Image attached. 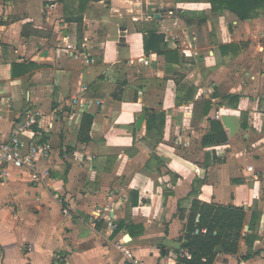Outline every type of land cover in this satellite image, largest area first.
Instances as JSON below:
<instances>
[{
  "label": "crops",
  "instance_id": "1",
  "mask_svg": "<svg viewBox=\"0 0 264 264\" xmlns=\"http://www.w3.org/2000/svg\"><path fill=\"white\" fill-rule=\"evenodd\" d=\"M141 1L0 0V140L35 113L19 136L49 146L41 182L0 175V264H126L120 238L140 264H186L195 201L245 212L238 253L213 264H264V9L144 0L167 10L154 20Z\"/></svg>",
  "mask_w": 264,
  "mask_h": 264
},
{
  "label": "trees",
  "instance_id": "2",
  "mask_svg": "<svg viewBox=\"0 0 264 264\" xmlns=\"http://www.w3.org/2000/svg\"><path fill=\"white\" fill-rule=\"evenodd\" d=\"M205 1L210 5L212 12L229 11L242 21L253 18L258 9H264V0ZM179 14L186 23L192 22L191 19L186 18L182 11ZM162 41V37L150 32L148 39L144 40V52L149 54L152 51L159 54ZM91 122L92 117L90 115L83 116L79 131V137L83 140L88 135ZM244 218L245 212L240 208H225L193 202L183 238L186 245H182L191 253V260L185 261V263L213 264L216 248H220L223 254L236 255L239 251V242L242 239ZM119 229L120 225L117 226L116 231ZM202 259L205 261L203 262Z\"/></svg>",
  "mask_w": 264,
  "mask_h": 264
},
{
  "label": "built area",
  "instance_id": "3",
  "mask_svg": "<svg viewBox=\"0 0 264 264\" xmlns=\"http://www.w3.org/2000/svg\"><path fill=\"white\" fill-rule=\"evenodd\" d=\"M67 50H72L69 54L71 58L77 59L78 53L74 51L71 46H67ZM145 66L149 65V61L145 60L143 62ZM76 103V101H73ZM37 115L38 114H29L26 118L24 126H21L17 129L18 133L13 134L7 141L0 140V175L5 177L4 168L13 167L17 169H28L32 172L31 179L33 182H41V180L48 174L47 170L39 173L36 169V158L38 155H41L49 150L48 145H38L32 140L23 141L19 136L20 132L23 130H28L34 125L37 124ZM55 200L61 205V212L65 218L71 217L70 208L65 205V202L58 198L54 197ZM110 231L115 229L113 223L109 220L107 224ZM127 241L120 238L119 241L115 244V248L121 252L123 255L124 261L126 264H140L139 260L133 255L132 250L127 247ZM183 258L186 260L191 259V254L188 251L183 253ZM204 261V260H203Z\"/></svg>",
  "mask_w": 264,
  "mask_h": 264
},
{
  "label": "water",
  "instance_id": "4",
  "mask_svg": "<svg viewBox=\"0 0 264 264\" xmlns=\"http://www.w3.org/2000/svg\"><path fill=\"white\" fill-rule=\"evenodd\" d=\"M137 10H139L142 14L147 15L149 18H153L154 20H159L162 14H165L167 10L160 9L157 4H147L144 0L139 2V4L136 7ZM125 31V28H120L121 36H123V32ZM119 89V88H117ZM116 96V93L113 94V97ZM144 115L140 116L136 122V128L139 129L142 121L144 120ZM220 249H215V253H219Z\"/></svg>",
  "mask_w": 264,
  "mask_h": 264
},
{
  "label": "rangeland",
  "instance_id": "5",
  "mask_svg": "<svg viewBox=\"0 0 264 264\" xmlns=\"http://www.w3.org/2000/svg\"><path fill=\"white\" fill-rule=\"evenodd\" d=\"M183 14H184L185 16H190L191 13L183 12Z\"/></svg>",
  "mask_w": 264,
  "mask_h": 264
}]
</instances>
